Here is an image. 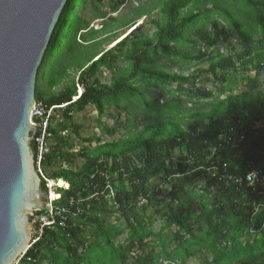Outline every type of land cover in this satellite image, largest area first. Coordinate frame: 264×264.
<instances>
[{
  "label": "trees",
  "instance_id": "trees-1",
  "mask_svg": "<svg viewBox=\"0 0 264 264\" xmlns=\"http://www.w3.org/2000/svg\"><path fill=\"white\" fill-rule=\"evenodd\" d=\"M127 1L112 0L109 13L91 11L101 21L93 30L83 14L99 0H67L54 28L34 97L47 108L67 104L51 118L41 167L60 186L54 207L67 211L68 222L64 230H45L18 264H185L195 257L203 264H264V0H146L130 18L109 16ZM154 13L147 36L137 22ZM115 23L129 32L102 52L100 36ZM195 29L206 50L190 56L183 48L197 45L190 38ZM232 38L238 50L207 53ZM173 59L207 66L183 76L157 64ZM104 72L111 74L108 84L101 82ZM208 77L220 86L215 96L202 86ZM139 85L171 96V85L180 91L187 85V95L210 108L189 115L185 125L170 121L172 100H147ZM140 106L155 118V132L148 123L93 151L72 152L74 114L93 107L99 118H113L107 110L129 115ZM139 113L125 127L130 121L137 127ZM97 124L110 136L117 131ZM164 125L171 127L167 134L158 131ZM251 172L258 181L249 185ZM41 190L47 194L43 180Z\"/></svg>",
  "mask_w": 264,
  "mask_h": 264
},
{
  "label": "water",
  "instance_id": "water-1",
  "mask_svg": "<svg viewBox=\"0 0 264 264\" xmlns=\"http://www.w3.org/2000/svg\"><path fill=\"white\" fill-rule=\"evenodd\" d=\"M67 0H0V264H18L46 209L31 144L37 70Z\"/></svg>",
  "mask_w": 264,
  "mask_h": 264
},
{
  "label": "rangeland",
  "instance_id": "rangeland-1",
  "mask_svg": "<svg viewBox=\"0 0 264 264\" xmlns=\"http://www.w3.org/2000/svg\"><path fill=\"white\" fill-rule=\"evenodd\" d=\"M146 0H141L139 2H136L134 0H128L126 2V4L124 6H121L119 8V10L114 13L111 14L109 16H111L112 18H116V19H120V18H130L131 17V10L133 8H135L136 6H138L141 2H144ZM112 0H99V3H96V6L93 7L92 5L88 4V9L89 11H85L84 12V19L86 21H89V29L92 28L93 30H99L100 29V22L99 20H94L91 17V11H102V12H106L109 13V5L111 4ZM96 8V9H95ZM157 17V14L154 13L150 18H141L138 22L137 25L139 24H143V32L147 35V36H151L154 32V28H153V20ZM104 22L107 24L109 23V19H105ZM209 29V28H208ZM129 32L128 28H122L121 25L115 23L113 25H111L110 28L107 29V31L105 32V34L100 36V39H102L104 42L103 44L99 47V50L102 52L107 51L108 49H110L111 47L114 46V44L116 42H118L122 37H124L127 33ZM190 38L192 40H194L195 42H197V45L192 46V44L185 46L183 48V52H187L188 54H190V56H195L197 54V51L200 50L201 52H203L204 50H206V47H202V41L199 40V36L197 33V30L195 29L194 31L191 32L190 34ZM110 43V44H109ZM109 44V45H108ZM217 47L220 51V53L224 54L225 56L229 55L231 52L232 47L235 48L236 50H238V46H237V41L235 40V38L230 39V44H225V45H215V46H210L207 49V53L210 52H215V48ZM174 60V59H173ZM174 63H168L166 62V60L162 61V62H157L158 65H160V63L165 64L163 68V70H165L167 73H171V74H182L183 76H187V75H194L195 72L199 69V68H206L207 66V62L203 61L201 63H199L198 66L194 65V62H188L186 61L184 64H182L180 62V64L177 63L176 60H174ZM119 67H121V65H119ZM71 76L74 77V81H76L77 78V74L74 75V72L71 71ZM110 77L111 74L109 72H104L102 75V80L101 82L103 84H108L110 82ZM199 80H205V74L202 75V77L198 78ZM208 81L205 82L202 86L207 89L208 91H211L213 93V95H217L218 91H219V84L215 81H213V79L211 77H208L207 79ZM196 87L200 86V84H198V82H196ZM142 89H144L149 95H147V100H157L159 101V103H161L162 101H168V100H172V106L176 107L175 110V114H171L169 119L170 121L176 120V119H180L182 124L185 125L188 121H190V117L189 115H192V113L194 112H206L209 110L210 106L207 104L209 103V101L207 100H201V104H197L195 103V98L193 97H189L186 93V86H183V90H176V85H171L170 89L173 93V95H168L165 92H163L161 89H155V88H145L142 85H139ZM62 87L59 86L57 88H55L54 92H58ZM42 89L43 86H42ZM154 93V94H153ZM223 97V96H221ZM191 100V101H188ZM141 110V112L139 113V111ZM139 113L138 118L136 119V126L137 127H133L132 126V121L129 122V127H125L126 122L125 120L127 118H131L134 114ZM106 113H110L113 115V118H106V117H101L99 118V116L97 115L96 111L94 110L93 107H87L82 113L79 114H74L73 115V123L76 126H79V130L77 133H70L69 132V138H70V143L72 144V152H82V150H89V151H93L94 148H96L97 146L106 143V142H110L112 140H118L120 138H125L128 136L127 130L130 129L132 130L131 133H134L137 130H140L141 128H143L145 125H147L148 123H152V122H156V120L154 121L155 118H151V121L148 118V114L144 109L142 108V106H140L138 109L136 108H130L129 110V115L124 112V111H120V110H115V109H110L107 110ZM100 120V122L108 129H114L116 128L117 131L113 136L108 135L107 133L103 132L97 124V121ZM154 124V123H152ZM152 127H154V132L156 131L155 129L158 127V125L154 124L152 125ZM162 130V131H161ZM171 130V127H165L163 129H160L158 131H161L162 134H167V132ZM95 139H99L100 143L96 142ZM91 141V142H87V141ZM82 163V160L78 159L75 163V168H78ZM46 176V175H45ZM57 187H60L58 185H56ZM216 192V190L214 191V193ZM158 225H156L157 227ZM208 257H206L207 259ZM204 261L201 257H195L192 259H189L186 261L185 264H203Z\"/></svg>",
  "mask_w": 264,
  "mask_h": 264
},
{
  "label": "built area",
  "instance_id": "built-area-1",
  "mask_svg": "<svg viewBox=\"0 0 264 264\" xmlns=\"http://www.w3.org/2000/svg\"><path fill=\"white\" fill-rule=\"evenodd\" d=\"M75 99L76 98H74V100ZM66 105L67 104L47 108L45 105L41 103H35V105L33 106L34 109H32L30 114L31 124L39 127L36 153H35V169L40 179L43 180L46 184L47 194H46V209L37 216L32 217L29 244L27 246L26 252L41 239L45 230H49V231H57L58 229L64 230L67 226V222H68L67 211L64 210L63 208L54 207V201L59 199V195L54 192V187L57 184L52 182L45 176L41 167L42 159L47 154L48 146L53 137L49 128L51 123V118L55 115V112L58 109H64ZM61 135L65 136L66 133H62ZM245 180L249 185H252L255 183V181H258L257 174L255 172H251L246 176ZM238 183H240V181H238ZM51 193L54 194L55 198L50 197Z\"/></svg>",
  "mask_w": 264,
  "mask_h": 264
},
{
  "label": "bare ground",
  "instance_id": "bare-ground-1",
  "mask_svg": "<svg viewBox=\"0 0 264 264\" xmlns=\"http://www.w3.org/2000/svg\"><path fill=\"white\" fill-rule=\"evenodd\" d=\"M50 197H51V194H50ZM52 198V197H51Z\"/></svg>",
  "mask_w": 264,
  "mask_h": 264
}]
</instances>
